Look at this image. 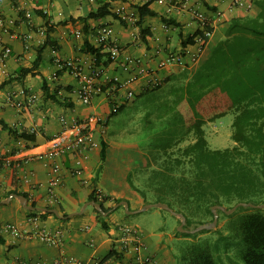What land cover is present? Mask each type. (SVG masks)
<instances>
[{"label": "crops", "instance_id": "crops-1", "mask_svg": "<svg viewBox=\"0 0 264 264\" xmlns=\"http://www.w3.org/2000/svg\"><path fill=\"white\" fill-rule=\"evenodd\" d=\"M106 2H111L113 11L124 7L125 11L131 13L130 18L126 19V22L113 15L102 19L85 18ZM148 2L155 14L145 16L142 24H139L140 15L137 5ZM242 2L236 3L235 0H167L164 3L158 0H0V11L5 17L8 28L5 32L0 25V118L6 120L19 132L25 131L36 136L34 140L17 138L0 123L2 152L20 162L16 169L15 182H13V168L0 164V264H57V261L67 258L82 260L84 264H97L112 250L116 253L106 259L112 264H119V258L123 256L125 234L122 226L130 223L116 217L106 219L108 227L99 226L97 208L94 205V210L91 211L89 208L92 204H89L82 213L79 212L91 200L90 196L95 189L98 194L110 196L107 204L113 206L112 210L120 206H116L114 199H127L124 196L107 193L97 181L103 141L108 145L100 125L95 126V134L101 145L83 153V173L78 174L75 170L76 159L72 149L57 157L60 165L58 173L62 177V182L55 192L60 203L52 205L59 209L63 217L55 213L45 218L40 216L38 224L53 233H59L63 238L62 244L51 245L39 237L20 238L4 229L8 223H13L22 230H32L34 227V224L28 222L29 209L13 195L17 193L11 190L27 192L30 202L35 200L41 206L49 204L52 160L30 157L38 152L53 149L56 146L55 138L75 120L90 115L103 117L109 115L108 126L113 115L110 114L111 105L105 94H100L90 104L82 103L74 93L78 84L77 78L69 70L59 73L62 70L56 66L55 59L72 57L82 63L87 71H91L96 64L107 65L108 74L118 73L126 77L129 73L122 68L121 63L125 55H132L140 58L146 68L156 70L153 76L163 79L161 87L163 88L168 82L180 81L185 74L190 76L198 70L214 65L211 59L214 57L215 48L219 44L225 46L227 40L236 39L240 33L236 31L228 35L231 28L239 26L235 20L255 16L260 10L253 0ZM20 10H23V15L20 14ZM194 10L206 14L211 21L213 31L207 41H203L198 36L195 43L186 47L183 45V40L188 39L200 28L194 17ZM163 15L173 17L176 22L166 23L162 18ZM103 24L111 25L112 38L122 48V54L107 64L97 63L96 55L87 52L84 46L86 40L95 46L101 44L98 28ZM49 26L53 28L51 31L48 30ZM77 30L82 32L79 37L75 35ZM144 30L145 35H143ZM48 36L52 43L42 51V61L37 69L42 74L29 73L23 79L16 78L21 66L33 64L39 47ZM5 46L11 47L12 51L3 59L2 51ZM104 51L109 52L108 49ZM173 53H183L184 62L170 63L158 70L159 61ZM219 53L223 55L222 51ZM194 54H197L196 60L192 59ZM43 76L47 78L50 93L55 94L56 99L45 93ZM169 77L175 80L166 82ZM132 86L136 93L132 100L153 89L148 88V76H141ZM22 90L37 95L34 104L25 108L14 104V100L24 99ZM10 96L12 98H9ZM111 211L104 216L109 217ZM140 230L145 244L143 253L152 258L148 264H176V258L164 248L162 240H154L142 229ZM134 253L131 250L125 256L131 258ZM62 264L77 263L69 261Z\"/></svg>", "mask_w": 264, "mask_h": 264}, {"label": "trees", "instance_id": "trees-1", "mask_svg": "<svg viewBox=\"0 0 264 264\" xmlns=\"http://www.w3.org/2000/svg\"><path fill=\"white\" fill-rule=\"evenodd\" d=\"M260 10L255 16L246 19H237L238 27H233L228 35L236 31L240 33L236 39L227 40L226 45L219 44L215 48L211 63L214 65L201 69L181 77L180 81L169 77L166 82H172L170 93L159 106V117L165 122L161 131L162 143L159 144L166 152L176 147L179 154L170 161V168L177 165L182 169L181 174L173 182L169 180L168 188L171 192H177L190 204V211L195 210V204L207 206V210L214 218L212 206L224 204L233 205L239 201L264 202V0H253ZM140 20L149 14H155L150 8V2L137 5ZM23 15V10H20ZM108 15L126 22L119 14L113 11L111 2L102 4L90 12L85 18L102 19ZM166 23H174L173 17L162 16ZM213 30V27H210ZM53 28L49 26L48 30ZM145 35V30L143 31ZM202 35L204 41L209 39L199 28L188 39L183 40V45L188 46L196 42V38ZM52 43L50 36L39 47L38 54L31 66H21L16 78L23 79L29 73L42 74L38 69L42 61V51ZM58 47L57 45H54ZM85 50L96 55L97 63L107 64L111 61L110 52H105L107 44L101 42L95 46L89 40L84 43ZM220 51L223 55H219ZM68 69L60 71L64 72ZM184 78V79H182ZM43 89L51 98L56 99L55 94L50 93V84L43 76ZM182 80V81H181ZM157 86L145 93L160 89ZM127 104V103H126ZM124 104L117 112L121 111ZM229 111L235 112L232 123V137L237 142L232 147L212 149L206 137L204 125L208 121L216 120L226 115ZM0 123L5 129L12 132L17 138L34 140L36 136L25 131L19 132L6 120L0 118ZM188 140L185 146L181 142ZM107 144L103 141L101 157L107 156ZM164 159V157H163ZM166 160V159H164ZM18 164H13V182H15ZM13 193L24 194L27 192L17 189ZM91 200L101 202L104 211L112 210V205L107 201L110 196L99 197L95 189L90 196ZM122 198L114 199L118 203ZM32 204L39 205L32 200ZM170 204V203H169ZM171 205V204H170ZM49 208L56 207L47 204ZM62 210V207L59 206ZM247 207L252 211L245 213L240 222L243 235V257L246 264H264V213L260 207ZM118 208V207H117ZM102 226L108 227L104 214L96 209ZM180 212L185 213L182 209ZM29 215L47 217L53 212L28 210ZM67 215V214H64ZM203 222H195L187 216L185 228H194ZM187 232V231H186ZM192 232H187L190 234ZM116 253L112 250L106 258ZM105 258V259H106ZM182 264H220L214 257L207 243H194L181 255Z\"/></svg>", "mask_w": 264, "mask_h": 264}, {"label": "rangeland", "instance_id": "rangeland-1", "mask_svg": "<svg viewBox=\"0 0 264 264\" xmlns=\"http://www.w3.org/2000/svg\"><path fill=\"white\" fill-rule=\"evenodd\" d=\"M172 85V82H168L161 89L136 97L121 111L112 115L104 135L108 141V153L99 162L97 181L107 193L127 197L131 210L147 203L163 201L170 203L177 211L182 209L186 212V217L195 222L210 223L213 216L206 205L195 204V210L190 211V204L186 203L184 197L181 194L175 196L177 192L172 193L168 188V179L174 182L182 171L178 165L170 168V161L183 154L175 146L169 152L159 146L165 124L159 117V106L167 98L166 94L170 93ZM234 117L235 112L230 111L204 125L210 148H227L237 143L232 137ZM188 142H181L180 146H185ZM251 202L257 203L253 200ZM235 204L225 202L222 205L231 208ZM214 206L211 207L212 211ZM89 208L91 211L95 209L93 205ZM261 210L264 213V208ZM248 211L252 210L238 207L227 212L220 208L215 227L190 234L180 229L181 219L175 213L159 206L128 212V208L121 204L111 211L109 217L104 216V219L117 217L139 227L150 238L162 240L164 248L176 258V264H182L180 257L187 248L201 242L209 245L220 264H246L240 222ZM98 224L102 226V220L99 219Z\"/></svg>", "mask_w": 264, "mask_h": 264}, {"label": "built area", "instance_id": "built-area-1", "mask_svg": "<svg viewBox=\"0 0 264 264\" xmlns=\"http://www.w3.org/2000/svg\"><path fill=\"white\" fill-rule=\"evenodd\" d=\"M161 3L167 0H158ZM236 3H243V0H235ZM122 18L129 19L131 13L125 11L124 7H119L115 10ZM194 17L199 23V27L202 28L206 36H211L212 26L210 19L203 11L194 10ZM0 25L3 27V31L7 32L5 17L0 11ZM99 40L107 44V49L110 52L112 60L117 59L122 54V48L112 38L113 28L111 25L103 24L98 28ZM77 37L82 35L80 30L75 32ZM199 37L204 41L202 35ZM11 47L5 46L2 51V58L5 59L11 54ZM197 54L193 55V60H196ZM185 55L183 53H173L167 58L161 59L158 63V70L167 64L184 62ZM97 59V58H96ZM55 64L59 70L67 68L78 80L77 87L74 89V93L78 99L85 104H90L100 94H105L111 105V112L113 114L117 112L124 104L128 103L135 96V90L133 83L137 81L141 76H148V88H155L163 83V79L153 76L155 69H148L143 65L140 58L125 55L124 61L121 63L122 68L129 73L128 76L122 77L120 74L110 75L107 73V65H97L91 71H87L82 63L72 57L62 58L57 57ZM24 99L13 101L15 105L20 108L28 107L35 103L37 95L35 93H28L26 90H22ZM9 98H12L10 96ZM109 115H90L87 118H81L75 120L70 126L64 129V131L55 138L56 146L46 152H38L36 155L30 157L31 159H50L52 160L53 173L49 179V204H59L55 189L61 184L62 177L58 173L59 163L57 161L58 156H62L68 149H72L75 153L76 167L75 170L78 174L83 173V153L89 149L98 147L101 145V141L96 137L95 126L100 125L102 134L105 135L107 131V121ZM65 143V144H64ZM1 145V143H0ZM20 165V162L11 156L5 155L0 148V164L11 166L13 164ZM29 180V179H27ZM99 197L103 198L104 195L99 193ZM40 215H29L28 222L34 224L32 230L19 229L15 224L8 223L5 226V230L11 231L15 236L20 238H32L39 237L48 244L60 246L63 242V238L59 233H53L38 224ZM123 233L125 234V245L122 249L123 256L119 258V264H148L152 261V258L143 253L144 240L142 231L137 226L130 224H124L122 226ZM133 250L134 255L129 258L125 255ZM74 261L77 264H84L82 260L64 259L57 261V264L63 262ZM37 264V263H36ZM97 264H112L109 259H102Z\"/></svg>", "mask_w": 264, "mask_h": 264}, {"label": "water", "instance_id": "water-1", "mask_svg": "<svg viewBox=\"0 0 264 264\" xmlns=\"http://www.w3.org/2000/svg\"><path fill=\"white\" fill-rule=\"evenodd\" d=\"M13 195L17 196L20 199L21 203L26 208H28L29 210L49 211V212L55 213L59 217H63V215L60 213L59 209L56 208V207L49 208L48 206L34 205V204H32L29 201V198L26 195H24V194H13ZM89 204L94 205L103 214H108V212L104 211V208H103L101 202L96 201V200H90V201H88L81 208V210L79 212L82 213ZM121 204H124L128 208V212L141 211V210L148 209V208H150L152 206H159V207H162V208H166V209L172 211L173 213H175L181 219L180 229L183 230V231H187V232H197V231L202 230V229H205V228L215 227L217 225V219H218V214H219L218 213V209H220V208L226 210L227 212H232V211H234L235 209H237L240 206H252V207L264 208V202L254 203V202H251V201H244V200L237 202L231 208H227L226 206H224L222 204H218V205H215L213 207L214 218H213V221L212 222L197 225L195 228H185L184 226H185V224L187 222L186 215L183 212H180V211L175 210L167 202L157 201V202L147 203L143 207L138 208L136 210H131L130 209V206H129V202L127 200H125V199L119 201L116 204V206H119Z\"/></svg>", "mask_w": 264, "mask_h": 264}]
</instances>
